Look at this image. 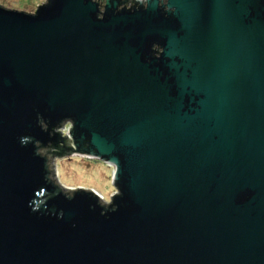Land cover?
Instances as JSON below:
<instances>
[{
  "label": "water",
  "instance_id": "1",
  "mask_svg": "<svg viewBox=\"0 0 264 264\" xmlns=\"http://www.w3.org/2000/svg\"><path fill=\"white\" fill-rule=\"evenodd\" d=\"M134 1L0 6V264H264V0Z\"/></svg>",
  "mask_w": 264,
  "mask_h": 264
},
{
  "label": "rangeland",
  "instance_id": "2",
  "mask_svg": "<svg viewBox=\"0 0 264 264\" xmlns=\"http://www.w3.org/2000/svg\"><path fill=\"white\" fill-rule=\"evenodd\" d=\"M44 1L0 0V6H6L10 10L32 13ZM69 128V123H64L59 128L61 137H65ZM50 160L54 169L53 179H56L57 184L61 183L74 189H93L103 197L105 202H108L110 195L115 193L111 166L95 159L80 156H64L62 158L53 156L50 157Z\"/></svg>",
  "mask_w": 264,
  "mask_h": 264
},
{
  "label": "trees",
  "instance_id": "3",
  "mask_svg": "<svg viewBox=\"0 0 264 264\" xmlns=\"http://www.w3.org/2000/svg\"><path fill=\"white\" fill-rule=\"evenodd\" d=\"M128 2H130L133 6L137 4L134 0H128ZM85 146L86 145H84L83 147H85ZM50 148H51V152L54 155H58L61 157L66 156L68 154H73V152H74L69 144L62 143L60 140L51 144ZM113 188H114V186H113Z\"/></svg>",
  "mask_w": 264,
  "mask_h": 264
},
{
  "label": "built area",
  "instance_id": "4",
  "mask_svg": "<svg viewBox=\"0 0 264 264\" xmlns=\"http://www.w3.org/2000/svg\"><path fill=\"white\" fill-rule=\"evenodd\" d=\"M70 128H71V127H70ZM58 130H59V129H58ZM58 130H57V131H58ZM67 135H68V133H67Z\"/></svg>",
  "mask_w": 264,
  "mask_h": 264
}]
</instances>
